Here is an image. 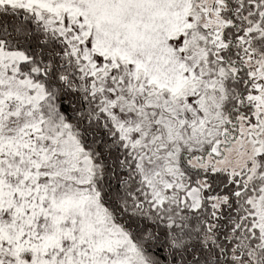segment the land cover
<instances>
[{
    "label": "snow or ice",
    "instance_id": "snow-or-ice-1",
    "mask_svg": "<svg viewBox=\"0 0 264 264\" xmlns=\"http://www.w3.org/2000/svg\"><path fill=\"white\" fill-rule=\"evenodd\" d=\"M0 264H264V0H0Z\"/></svg>",
    "mask_w": 264,
    "mask_h": 264
}]
</instances>
